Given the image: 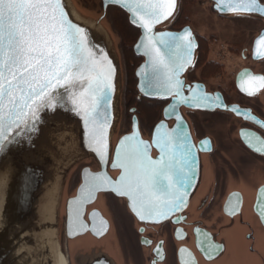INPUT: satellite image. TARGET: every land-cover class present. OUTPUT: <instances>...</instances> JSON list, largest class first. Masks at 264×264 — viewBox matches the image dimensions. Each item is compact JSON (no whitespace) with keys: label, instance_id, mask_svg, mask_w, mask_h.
I'll list each match as a JSON object with an SVG mask.
<instances>
[{"label":"snow or ice","instance_id":"snow-or-ice-1","mask_svg":"<svg viewBox=\"0 0 264 264\" xmlns=\"http://www.w3.org/2000/svg\"><path fill=\"white\" fill-rule=\"evenodd\" d=\"M112 2L122 4L136 17L132 22L144 29L138 47L143 46L149 57L146 79L148 88L155 90L152 94L173 97V108L180 103L209 106L213 98L203 94L199 86L189 89L191 96L183 94L180 74L191 63L193 43L186 39L190 33L153 34L154 25L172 14L175 0ZM217 4L229 11L264 13L258 0H217ZM256 43L258 48L264 45V36ZM114 72L107 55L102 50L97 55L89 47L85 29L68 19L61 0H0V150L6 141L12 142L13 134L19 136L29 126L34 128L42 108H55L63 100L57 90L64 88L72 110L81 116L88 130L91 150L101 163H106L107 110ZM253 79L264 87V77ZM248 94L253 91L248 90ZM160 127L154 138L159 159H151L150 145L135 134L125 136L113 163V167L122 169L119 179L113 182L103 173L91 176L81 188L82 197L77 203L85 202V193L91 199L95 192L112 184L111 190L127 196L141 220L167 217L180 209L195 171L192 146L186 143L187 136L180 127L164 133ZM257 141L260 146L255 151L264 153V141L258 137ZM261 195L264 197V193Z\"/></svg>","mask_w":264,"mask_h":264},{"label":"water","instance_id":"water-1","mask_svg":"<svg viewBox=\"0 0 264 264\" xmlns=\"http://www.w3.org/2000/svg\"><path fill=\"white\" fill-rule=\"evenodd\" d=\"M101 1L104 13L99 21L82 18L75 11L70 0H61V3L68 19L85 29L89 47L97 55L102 50L115 70L112 79L111 103L107 110L109 118L107 162L101 163L97 154L91 150L88 130L85 128L81 116L72 110L73 105L68 100V92L64 88L58 89L57 91L60 97H63V100L57 103L55 108H42L38 112L35 127L29 126L19 136L13 134L12 142L6 141L3 150H0V264H56L53 246L57 244L60 250L62 249L59 239V220L63 204L65 208V235L68 241L75 246V249L72 252L70 251L72 264H118L112 256L111 247L106 244L98 248H92L93 251L91 252H85L92 243L98 244V240L105 239L110 232V218L100 208L96 207L103 198L99 199L100 195L113 194L115 197L124 200L128 210L140 226H159L166 222L179 225L181 220L176 216L182 215L188 210L191 199L200 189L201 158L199 148V154H193L195 171L191 184L186 188L185 203L180 209L170 213L167 217L141 220L132 210L128 197L120 196L111 190L114 186L112 184L105 185L104 189L95 192L91 199H87L85 193V202L82 204L77 203L82 197L81 188L91 176L103 173L113 182L119 179L122 169L113 167V163L116 160V150L125 136L135 134L138 140L149 144L148 154L151 159L156 160L160 157L159 148L154 142L158 126H162L160 127L161 133L171 132L173 129L180 127L187 136L186 143L194 147L190 124L185 115L186 111L224 109L220 105V100H215L217 95L209 93L205 85H190L186 82L187 72L196 64L198 50V42L193 29L190 26L180 31L164 28L175 19L180 0H175L172 14L167 19H162L154 25L153 34L170 33L182 36L186 32L190 33V36L186 39H191L193 43L191 63L186 65L180 74V79L184 82L183 94L191 96L189 89H196L199 86L203 94L213 98L212 101H209L207 107H195L180 103L173 108V97L162 98L159 95L152 94L155 90L148 88L146 79L147 74L150 72L149 57L145 55L143 46L138 47L144 37V29L139 23L134 24L132 22L136 17L122 4L113 3L112 0ZM208 1L211 2L212 9L220 17L249 16L264 21V13L262 12L229 11L223 8L222 4L218 6L217 0ZM258 4L261 8H264V3L261 0H258ZM110 7L122 10L127 15L130 25L140 32V37L133 49L134 54L143 59V63L138 67L135 74L138 81L137 91L140 97L154 101H169V104L162 111V119L155 125L153 135L150 138L143 135L137 109L133 108L130 110L131 131L115 141L120 123L122 69L114 42L102 25V21L106 18ZM262 36H264V31L256 42ZM256 42L254 54L257 59H260L264 55H257L256 53H264V45L258 48ZM87 159H93L99 170L95 171L90 166L84 167L81 172V182L74 196L66 198L65 203H63L68 176L76 165ZM262 193H264V188L260 190L259 200L254 204V211L264 226V197H262ZM235 196L239 197L240 195L235 194ZM241 202L230 201L226 204L225 213L228 217L233 218L240 212ZM193 237L198 254L209 264L217 262H219L218 264H231L234 262L232 257H225V243H219L216 235L209 233L202 227H195ZM247 237L250 238L249 235ZM83 239H87L91 244L89 243L85 247L79 245L78 243ZM143 244L150 246L149 243L145 244L144 242ZM156 253V259L153 260L152 264L163 263L166 260L163 247H159ZM249 255L256 256L255 258L261 264H264V257H261L258 253ZM193 262V264H197L195 260ZM234 263L238 264L237 262ZM182 264H192V262L182 258Z\"/></svg>","mask_w":264,"mask_h":264},{"label":"flooded vegetation","instance_id":"flooded-vegetation-1","mask_svg":"<svg viewBox=\"0 0 264 264\" xmlns=\"http://www.w3.org/2000/svg\"><path fill=\"white\" fill-rule=\"evenodd\" d=\"M222 18L232 20L245 19L258 22V19L249 16ZM261 21L264 22L263 20ZM190 27L193 29L198 42V50L196 64L187 72L186 82L190 85H205L209 93L217 95L220 98V105L224 108H219L214 111L187 110L185 114L190 124L194 143L192 153L198 155L200 148V158L202 161V180L200 189L192 199L191 206H189L188 210L184 212V214L176 216V218L181 220V224L179 225L166 222L159 226H140L132 213L128 211L132 216V228L135 223L138 225L136 230L139 235L138 242L142 252L147 253L150 251L152 255L150 260H144L143 264H152L153 260L156 259L157 249L161 246L164 249L166 260L158 264H166L168 261V242L170 239L173 244L172 251H175L176 264H182V258L188 259L192 264L194 263L193 260H195L197 264H209L198 254L195 247L193 237L195 227H202L209 233L216 235L219 243H225L226 258L232 257L234 262L240 264L242 261L245 264L246 262L243 261V258L246 251L243 249L247 248L248 254L258 253L261 257H264V226L259 221L254 211V204L259 200L260 190L264 188V153L255 151V148L260 146L257 137L260 141H264V87L259 86L260 81L253 79V77H264V56L257 59L254 54L255 42L264 31V27L258 30L254 35L250 47L245 48L240 54L239 59L241 60V66L231 77V94L224 88L213 89L207 82L198 81L196 78L195 72L200 69L199 66L202 62V42L195 28L193 26ZM206 62L210 65L207 68L203 66L204 69L222 67V70H225L224 63L210 60L209 55L208 61ZM202 73L200 75L201 79H203ZM248 90H252L253 94L249 95ZM168 104L169 101L163 109ZM230 109L235 110L231 111ZM204 116L219 117L221 121L218 125L223 127L227 138H224L226 136L217 138L213 132L200 135L196 124L199 122V119ZM227 123L229 127H233L230 133L225 129ZM153 129L149 135L144 133L143 135L150 138L153 135ZM210 130L213 131V129ZM228 134L230 138H228ZM231 134L234 136L236 135L233 141L231 139ZM249 140L251 141V146ZM224 160H226L227 163H221L222 165L219 163L217 165V161ZM232 161L236 164V167L232 165ZM254 165L260 166V175L256 176L253 174L254 170L252 167ZM236 181L240 182L234 183ZM235 185H241V187ZM255 190L257 192L255 201L253 202L250 194L254 193ZM235 194H239L240 196L234 197ZM109 195L117 200L124 201L115 197L113 194ZM215 201L220 202L219 211H216L218 212L219 218L217 224L215 220H207L210 205ZM230 201H242L240 212L233 218L230 216L228 217L225 213L226 204ZM197 209H200V212H196ZM197 213H200L199 217L195 215ZM114 227L115 224L110 220L111 234L105 237V239L98 240V247H101V245L104 246V244L109 246L108 241L113 239V243L109 241V247L115 248L116 252H118V247V253L123 260V264H137L130 259L128 253H126L120 232L114 231V235H112ZM166 227L168 231L163 230ZM116 228L117 227H115V229ZM153 231H157L159 239ZM237 231H240L239 240L242 243V249L238 248L239 246L234 240L233 234L237 233ZM248 235L250 238L247 237ZM144 242L145 244L149 243L150 246H145L143 244ZM240 250H243V252ZM116 261L118 262L117 259ZM218 263L219 262L211 264ZM118 264L120 263L118 262Z\"/></svg>","mask_w":264,"mask_h":264},{"label":"rangeland","instance_id":"rangeland-1","mask_svg":"<svg viewBox=\"0 0 264 264\" xmlns=\"http://www.w3.org/2000/svg\"><path fill=\"white\" fill-rule=\"evenodd\" d=\"M261 1L264 2V0ZM70 2L75 11L82 18L99 21L103 16L104 12L101 0H70ZM102 25L104 29L110 34L114 42L122 69L120 123L116 132L115 141L122 135H125L131 131L130 110L133 108L137 109V115L141 122L142 133L149 135L153 127L161 119L163 107L166 105V103H168V101L148 100L146 98L140 97L137 91L138 81L135 74L138 67L143 63V59L137 57L134 54L133 49L140 37V32L130 25L127 15L122 10L115 7H110L108 9L107 16L102 21ZM185 26H193L201 39L200 41L202 42V62L199 66L200 69L195 72L198 81L207 82L213 89L224 88L229 94H231V77L241 66V60L239 59L240 54L245 48L250 47L254 35L258 30L264 27V22L259 19L258 22H256L245 19L232 20L222 18L213 11L212 4L208 0H180L179 10L175 19L164 28L179 31ZM208 55L210 60L224 63L225 70H222V67L204 69V67L207 68L210 65L208 62H206L208 61ZM201 73L203 79L200 78ZM220 121L221 120H219V117L215 118V116H204L199 119L196 127L200 135L213 132L217 138H221L222 136H226V134L223 127L218 125ZM210 129H213V131ZM225 129L230 133L233 127H229V124L227 123ZM235 137L236 135L231 136L232 141ZM224 138H227V136ZM228 138H230L229 134ZM219 163L222 165L221 163L227 162L226 160L217 161V165ZM231 163L234 167H236V164L233 161ZM86 166H90L95 171L98 170V165L93 159L83 160L78 165H76L68 176L63 203H65L66 198L74 196L75 191L81 182L82 169ZM239 182L240 181H236L234 183ZM235 186L241 187V185ZM219 205L220 202L217 201L210 205L208 211L209 215H207L208 221L215 220L217 224L219 218L218 212L216 211H219ZM62 207L63 208L61 210L59 220V239L65 252L70 253V251L72 252L75 249V246L66 238L64 231V204ZM96 207L100 208L115 224V227L118 228L115 229L114 227L112 235H114V231L120 232L126 253H128L130 259H132L137 264H143L144 260L149 261L152 257L151 252H142L138 242L139 235L136 230L138 225L135 223L133 227L134 229L132 228V216L126 207L125 201L117 200L112 196L105 198L103 197ZM196 212H200V209H197ZM195 215L199 217L200 213ZM163 230L168 231V228L166 227ZM153 233L157 236L159 235L157 231H153ZM233 236L235 242L239 246L238 248L242 249L243 246L239 240L240 231H237V233L233 234ZM109 241L111 243L114 242L113 239ZM109 241L108 243L110 246ZM89 243L91 244V242L87 239H83L78 244L85 247L86 245H89ZM172 246L173 244L170 239L168 242V261L166 264H176L175 251H172ZM94 247L98 248V244L92 243L89 249L85 252L93 251L92 248ZM111 249V252L113 253L112 256L115 258V260L117 259L120 264H123V260L120 258L121 256L118 253V247V252H116L115 248ZM243 250L246 251L243 258V261L246 262V264H258L257 258L250 256L248 254L247 248ZM243 250L240 251L243 252ZM233 263L234 262L231 264ZM241 263L243 262L241 261Z\"/></svg>","mask_w":264,"mask_h":264},{"label":"bare ground","instance_id":"bare-ground-1","mask_svg":"<svg viewBox=\"0 0 264 264\" xmlns=\"http://www.w3.org/2000/svg\"><path fill=\"white\" fill-rule=\"evenodd\" d=\"M252 169L254 170L253 171V174L254 175H260L261 174V168H260V166L259 165H254L253 167H252ZM201 180H202V161H201ZM201 180H200V182H201ZM256 190H255V192L254 193H251L250 195H251V198H252V200H253V202L255 201V198H256ZM109 196H111V195H109V194H102V195H100L99 196V199L101 198V197H109ZM191 202H192V199H191ZM224 205V204H223ZM222 205V206H223ZM190 206H191V203H190ZM111 234V231L109 232V234L107 235V237L109 236ZM83 238H85V237H83ZM81 239V238H80ZM77 240H79V239H77ZM147 250V249H146ZM53 251H54V255H55V259H56V264H72V261H71V255H70V253H67V252H65V250L62 248L61 250H60V248L57 246V244H54V246H53ZM68 251V250H67ZM197 258H198V255H197ZM246 264V263H245Z\"/></svg>","mask_w":264,"mask_h":264},{"label":"crops","instance_id":"crops-1","mask_svg":"<svg viewBox=\"0 0 264 264\" xmlns=\"http://www.w3.org/2000/svg\"><path fill=\"white\" fill-rule=\"evenodd\" d=\"M257 261H258V259H257ZM258 264H261V263L258 261Z\"/></svg>","mask_w":264,"mask_h":264},{"label":"trees","instance_id":"trees-1","mask_svg":"<svg viewBox=\"0 0 264 264\" xmlns=\"http://www.w3.org/2000/svg\"><path fill=\"white\" fill-rule=\"evenodd\" d=\"M181 19V18H180Z\"/></svg>","mask_w":264,"mask_h":264}]
</instances>
